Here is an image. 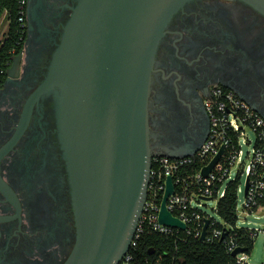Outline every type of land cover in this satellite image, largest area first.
<instances>
[{"label":"flooded vegetation","instance_id":"obj_1","mask_svg":"<svg viewBox=\"0 0 264 264\" xmlns=\"http://www.w3.org/2000/svg\"><path fill=\"white\" fill-rule=\"evenodd\" d=\"M19 41L0 86V264H64L77 226L59 139L58 86L42 90L80 0H19ZM227 88L264 118V14L244 0H190L151 69L149 145L180 155L209 133L205 101Z\"/></svg>","mask_w":264,"mask_h":264},{"label":"water","instance_id":"obj_2","mask_svg":"<svg viewBox=\"0 0 264 264\" xmlns=\"http://www.w3.org/2000/svg\"><path fill=\"white\" fill-rule=\"evenodd\" d=\"M188 1L80 0L75 8L42 86L59 88V139L75 209L77 239L64 264H118L129 250L154 153L148 126L151 69L165 27ZM244 1L264 14V0ZM222 152L203 169L205 176ZM173 191L169 177L159 221L184 229L166 207Z\"/></svg>","mask_w":264,"mask_h":264},{"label":"built area","instance_id":"obj_3","mask_svg":"<svg viewBox=\"0 0 264 264\" xmlns=\"http://www.w3.org/2000/svg\"><path fill=\"white\" fill-rule=\"evenodd\" d=\"M23 2H19V22L23 21ZM209 118V133L205 141L192 155L169 157L154 152L151 157V171L147 197L137 223L130 247L118 264L134 263V252L141 245L147 233H158L172 237L175 241H186L192 235L202 236L204 225L208 227L204 240L208 243L224 241L227 251L233 253L239 248L236 235L219 227L220 221L208 215L200 207L205 202L225 196L230 181L245 173L248 190L239 185L237 189L239 216V193H244L241 214L253 215L264 205V118L248 102L237 96L234 91L217 87L205 101ZM249 132L254 134L250 139ZM251 146L245 153L243 147ZM223 151L218 162L208 175L203 169L210 165ZM237 174L232 177V170ZM171 177L174 191L167 198L166 207L171 214L185 225V228L167 226L159 221L161 204L165 195L167 179ZM209 199V200H208ZM216 211V208H215ZM238 227V226H237ZM249 236L255 240L264 229L247 228ZM228 237L226 241V237ZM224 237V238H223ZM246 253L236 255L237 264H248Z\"/></svg>","mask_w":264,"mask_h":264},{"label":"trees","instance_id":"obj_4","mask_svg":"<svg viewBox=\"0 0 264 264\" xmlns=\"http://www.w3.org/2000/svg\"><path fill=\"white\" fill-rule=\"evenodd\" d=\"M5 17L8 22L5 37L0 41V86L5 78L9 62L17 48L19 36V0H0V21ZM240 176L228 183L225 196L218 201L216 213L220 218L219 227L225 228L230 234H237L239 248H244L247 255L254 246V239L249 230L237 227L238 194ZM229 236L226 237V241ZM150 250H154L150 254ZM134 263L138 264H237L236 257L227 251L224 241L208 243L200 237L192 235L186 241H175L158 233H147L141 245L134 252Z\"/></svg>","mask_w":264,"mask_h":264},{"label":"rangeland","instance_id":"obj_5","mask_svg":"<svg viewBox=\"0 0 264 264\" xmlns=\"http://www.w3.org/2000/svg\"><path fill=\"white\" fill-rule=\"evenodd\" d=\"M8 22L6 21L5 17H3L0 21V41L5 37V32L7 31ZM250 139L254 138V134L249 132ZM245 153L252 150L251 146H244L243 147ZM237 167L232 170V177H235L237 174ZM240 186L244 189L246 183V175L242 173L240 175ZM244 200V193H239V216H238V227L244 228H260L264 229V205L263 209L256 212L253 215H245L241 214V204ZM205 205L200 207L204 212L208 215L214 217L216 220L220 221L215 208L217 207V200H210L204 203ZM248 264H264V234L259 232L258 235L255 237L254 246L251 252L248 254Z\"/></svg>","mask_w":264,"mask_h":264}]
</instances>
